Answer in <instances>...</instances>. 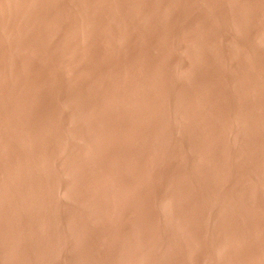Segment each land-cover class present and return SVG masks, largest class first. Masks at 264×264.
Returning a JSON list of instances; mask_svg holds the SVG:
<instances>
[{
  "label": "rangeland",
  "instance_id": "1",
  "mask_svg": "<svg viewBox=\"0 0 264 264\" xmlns=\"http://www.w3.org/2000/svg\"><path fill=\"white\" fill-rule=\"evenodd\" d=\"M0 264H264V0H0Z\"/></svg>",
  "mask_w": 264,
  "mask_h": 264
}]
</instances>
